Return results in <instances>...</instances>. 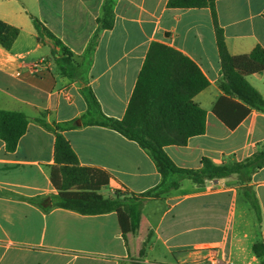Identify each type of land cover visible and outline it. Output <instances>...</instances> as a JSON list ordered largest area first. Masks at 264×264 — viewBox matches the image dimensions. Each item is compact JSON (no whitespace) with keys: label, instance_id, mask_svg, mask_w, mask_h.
Segmentation results:
<instances>
[{"label":"crops","instance_id":"crops-1","mask_svg":"<svg viewBox=\"0 0 264 264\" xmlns=\"http://www.w3.org/2000/svg\"><path fill=\"white\" fill-rule=\"evenodd\" d=\"M168 0H0V20L18 28L9 49L0 44V110L22 112L28 123L14 151L0 138V264H264V166L241 183L235 173L202 183L169 173L159 196L139 194L160 185L152 156L108 126L86 123L83 86L100 111L121 119L153 42L189 57L209 84L193 96L205 110V131L164 151L182 168L240 162L264 151V112L252 108L229 128L213 112L223 91L215 25L204 7H169ZM217 22L233 55L264 49V0H215ZM108 12V16L106 15ZM37 17L82 65L83 82L64 75L48 43L39 42ZM107 16L109 27H103ZM42 62L38 68L34 64ZM264 97V70L246 76ZM94 116V114H92ZM80 165L110 174L104 197L137 194L138 229L123 236L115 211L82 214L42 208L52 196L56 131ZM177 181V185L172 183ZM254 193L260 218L248 199ZM211 255V257L209 256Z\"/></svg>","mask_w":264,"mask_h":264},{"label":"trees","instance_id":"trees-1","mask_svg":"<svg viewBox=\"0 0 264 264\" xmlns=\"http://www.w3.org/2000/svg\"><path fill=\"white\" fill-rule=\"evenodd\" d=\"M215 0H168L169 7H204L211 10L215 25L216 43L223 80L220 87L223 94L213 106V112L229 128H234L252 108L264 112V97L246 79L247 74L264 70V49L257 45L250 52L231 54L224 40L223 29L217 22ZM108 16V12L106 14ZM107 16L103 27L111 24ZM39 42L48 43L51 54L60 71L73 79L83 82L81 63L73 60V54L37 17L31 16ZM18 34V28L0 20V44L9 49ZM209 81L200 68L178 50L153 42L146 53L131 94L126 111L121 119L106 116L100 111L92 90L83 86L88 104L86 123H96L113 128L129 139L136 141L154 159L162 182L155 188L143 192L140 197L159 196L169 173H176L202 183L205 179L219 178L235 173L241 183H247L250 175L264 166V151L240 162L215 164L209 158H202L200 168L177 166L164 151V146L184 145L187 139L205 131V110L193 96L204 89ZM94 114V116H92ZM45 127L56 131L54 161L50 180L57 193L34 199L42 208L62 207L82 214H99L115 211L123 236L135 232L140 221V202L137 194L123 196L116 194L104 197L99 189L109 183L110 174L99 167L80 165L69 141L59 131L71 126L65 123L53 127L39 119ZM24 113L0 110V138L8 151H14L19 138L27 128ZM177 185V181L172 183ZM251 206L260 218V207L254 193L248 196ZM136 200V201H135ZM253 250L258 255L264 251L263 244H256ZM143 264V263H142Z\"/></svg>","mask_w":264,"mask_h":264},{"label":"built area","instance_id":"built-area-1","mask_svg":"<svg viewBox=\"0 0 264 264\" xmlns=\"http://www.w3.org/2000/svg\"><path fill=\"white\" fill-rule=\"evenodd\" d=\"M40 65H42V62H37L34 64V68H38ZM209 256L211 257V255L209 254ZM212 264H217L216 261L212 262Z\"/></svg>","mask_w":264,"mask_h":264},{"label":"rangeland","instance_id":"rangeland-1","mask_svg":"<svg viewBox=\"0 0 264 264\" xmlns=\"http://www.w3.org/2000/svg\"><path fill=\"white\" fill-rule=\"evenodd\" d=\"M123 196H126L127 197V195H123ZM136 201V200H135Z\"/></svg>","mask_w":264,"mask_h":264}]
</instances>
